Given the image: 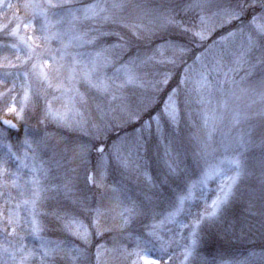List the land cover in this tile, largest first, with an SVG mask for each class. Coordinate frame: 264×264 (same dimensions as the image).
Returning <instances> with one entry per match:
<instances>
[{"label": "snow or ice", "instance_id": "obj_1", "mask_svg": "<svg viewBox=\"0 0 264 264\" xmlns=\"http://www.w3.org/2000/svg\"><path fill=\"white\" fill-rule=\"evenodd\" d=\"M4 9L12 16L0 25V49L15 60L0 56V264H198L201 232L219 229L237 202L244 204L239 232L232 224L217 236L230 243L259 232L264 240V0H0ZM248 85L260 89L259 111L231 109L230 101L256 91ZM194 105L205 127L231 111V128L247 130L232 136L230 129L218 143L214 127L203 140L185 137L181 125ZM53 123L77 138L53 145ZM21 129L8 142L5 134ZM164 132L171 138L152 177L149 140ZM196 168L202 186L218 181L215 198L184 225L183 244L165 239L167 223L195 198L189 172ZM182 184L187 191L159 219V203ZM50 202L57 207L49 210ZM116 209V230L135 247L97 243L93 253L92 236L112 231L107 220ZM46 219L81 245L51 246ZM137 224L143 231H133ZM153 249L159 255L149 258Z\"/></svg>", "mask_w": 264, "mask_h": 264}, {"label": "rangeland", "instance_id": "obj_2", "mask_svg": "<svg viewBox=\"0 0 264 264\" xmlns=\"http://www.w3.org/2000/svg\"><path fill=\"white\" fill-rule=\"evenodd\" d=\"M11 3H16L17 0H9ZM5 13H7V19L5 18ZM21 15H23L21 13ZM12 13L8 11L7 9L0 10V25H5L9 23V20L11 19ZM15 26L14 22L13 25ZM23 31V30H22ZM141 51L144 52L146 51V47L144 43H141L140 45ZM4 55H9L11 59L15 60V55L13 54L12 50H7V49H0V56ZM4 70H0L2 72ZM11 78H9L8 82V87H11ZM6 89L4 88L3 85H0V91H5ZM19 90V88H17ZM250 94V95H249ZM249 94H244L241 95L240 99L235 100V101H230V107L231 109H239L243 112H248L246 110V103L248 100H250V106L252 107V111H255L253 108L254 105V94L250 92ZM58 106V105H57ZM3 105L0 103V108H2ZM209 114H211L212 109H208ZM3 112H0V118L3 117ZM87 115V114H86ZM219 115V114H217ZM131 127V126H130ZM213 127L215 128V131L213 133V140L215 142H219L222 138L224 133H228L230 131V134L232 136H235L241 129L245 130L244 126L241 125L240 128H231V111L224 113V118L223 120H210L208 127H205L203 125V121L201 118V127L196 125L194 131L192 134H190L188 137H196L198 136L200 139H205L207 137V134L212 131ZM3 127L0 125V131H2ZM132 128H128V132H131ZM48 132L51 134L50 136V141L53 145L57 144L58 142L61 141H72L77 138V132L70 128V127H61L56 125L55 123L50 124L48 127ZM8 137V142L10 143H16L18 137H22L24 135V130L21 129L19 133L16 131H9V133L5 134ZM123 135V134H122ZM160 137V136H159ZM61 146H63L61 144ZM189 146H191L193 149L196 147V141L193 139L191 143H189ZM159 146L155 142V137L150 138L149 144H148V153H147V161H148V170L147 174L152 177H156L159 175L161 166H160V161L159 157H161V151ZM192 149V150H193ZM5 149L0 147V156L3 155V152ZM164 155V153H163ZM214 163L215 161H210ZM10 167L15 168L16 165L14 162H10ZM189 175L191 177L190 183L193 184L194 191H195V198L190 199L187 201L185 205V209L182 214L176 217V222L175 223H167V227L163 230V236L165 239L172 237L175 240H178L181 244H183L186 239L189 236V228L184 227V225H190L193 223L194 217L197 215V213L203 211L206 206L211 205L212 200L215 198V194L217 191V184L218 181L216 180H210L206 185L202 186L200 184V179H201V172L199 168H196L194 170H191L189 172ZM187 189L185 188L182 190L180 194H177L175 196H169L167 200L164 202L159 203V205L162 206V209H156V213L159 219H164L168 216V213L171 211V203L175 201L176 197L181 195L183 192H186ZM135 192V188H133V193ZM13 195H16L14 192ZM105 205H108L107 199L104 201ZM3 204V200L0 199V205ZM57 205L54 203L49 204V210H52L56 208ZM121 209H116L112 213L109 214V218L107 220V223L111 224L114 222L111 217L115 216L116 212L120 211ZM209 211L211 209L209 208ZM84 219V224L88 225L90 220L83 218ZM46 229L45 232L43 233L44 239L46 241H49L51 243V246L55 247L56 245H61L63 246L66 250H71L77 248L79 245L74 242L76 239L74 236L68 234L65 231H62L61 228L52 220V219H46L45 221ZM157 223L159 222L158 220L156 221ZM153 223V221H151ZM94 233V229H92ZM60 232V233H58ZM62 232V233H61ZM106 233V231L104 232ZM93 237L102 239L101 236H96L93 235ZM3 239L2 234H0V240ZM25 243H27L30 246H35L37 244V241L33 240L31 237H29ZM105 244L108 246L106 243H101ZM120 245L126 246L129 250L135 247V242L134 239H129L127 235H124L121 240L119 241ZM174 250L179 253L181 251L180 248L176 247V245H173ZM159 253L156 252L155 249L152 250V252L149 253V258H154L155 256H158ZM182 259V258H181ZM140 264H144V260L140 261ZM221 264H245V261H226Z\"/></svg>", "mask_w": 264, "mask_h": 264}, {"label": "trees", "instance_id": "obj_3", "mask_svg": "<svg viewBox=\"0 0 264 264\" xmlns=\"http://www.w3.org/2000/svg\"><path fill=\"white\" fill-rule=\"evenodd\" d=\"M159 39L155 41V43H161ZM155 45H151V47H154ZM147 51V48H146ZM249 88L256 87L255 85H248ZM251 92V91H250ZM249 92V93H250ZM260 89L256 87V91L252 94H254V109L255 111H252V107L250 106V100L246 103V110L249 111V114L255 113L259 111L261 107L260 103V97H259ZM248 93V94H249ZM250 95V94H249ZM215 104V101L213 104H210L207 106L208 109H213ZM192 115L193 119L188 121V126L185 127L184 125H181L183 129V135L185 137H188L190 134L193 133L196 125L201 127V116L202 112L197 106H193L192 108ZM251 124H259L258 120H252L250 121ZM245 128V131L247 130L248 125H243ZM128 128H131L130 126ZM128 128L126 131H128ZM123 134V131L120 133ZM171 138L170 132H164L163 135L160 137H155V142L159 146L161 153V157L163 156V153L165 152V147L168 142V139ZM189 148V151H191L193 148L187 145ZM194 150V149H193ZM251 155L259 156V151L256 150ZM185 189V186L182 184L179 188H176L173 192L170 193L169 196H175L177 194H180L182 190ZM158 209H162L161 205H158ZM243 212H244V204L242 202H237L232 209L229 211L227 218L225 221L220 225L219 229H212V230H205L201 232L200 234V241L197 245V253L198 255L195 257L198 264H221L226 261H247V264H264V240H262L259 232H256L252 234L251 236L245 238V239H236L232 242H225L224 240H221L217 236L218 231H226L230 228L232 224L236 225V231L239 232V228L243 224ZM117 221L112 222L111 224L107 223L108 227L112 229V231H106V233L101 236L102 239H98L92 236V252H95V245L106 243L108 244V247H111L113 243H118L121 240V238L126 234H121L118 230H116V223ZM148 223H151V220L147 221ZM90 224V223H89ZM202 227V226H201ZM133 231L140 232L143 231V226L140 224L135 225ZM60 233V232H58ZM62 233V232H61ZM74 242L81 245V241L75 239ZM255 253V255H251V253ZM192 259V258H190Z\"/></svg>", "mask_w": 264, "mask_h": 264}, {"label": "water", "instance_id": "obj_4", "mask_svg": "<svg viewBox=\"0 0 264 264\" xmlns=\"http://www.w3.org/2000/svg\"><path fill=\"white\" fill-rule=\"evenodd\" d=\"M2 125V124H1ZM3 126V125H2ZM10 131H14V130H10Z\"/></svg>", "mask_w": 264, "mask_h": 264}]
</instances>
